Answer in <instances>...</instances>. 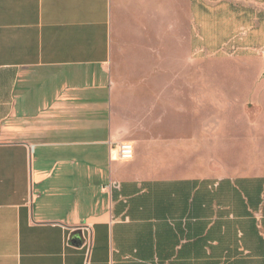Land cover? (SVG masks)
<instances>
[{"label": "crops", "instance_id": "1", "mask_svg": "<svg viewBox=\"0 0 264 264\" xmlns=\"http://www.w3.org/2000/svg\"><path fill=\"white\" fill-rule=\"evenodd\" d=\"M257 4L240 41L233 15L209 41L257 46L264 70ZM204 39L192 31L193 54ZM112 52V0H0V264H264V77L249 171L152 177L117 157ZM98 101L107 124L89 120Z\"/></svg>", "mask_w": 264, "mask_h": 264}, {"label": "rangeland", "instance_id": "2", "mask_svg": "<svg viewBox=\"0 0 264 264\" xmlns=\"http://www.w3.org/2000/svg\"><path fill=\"white\" fill-rule=\"evenodd\" d=\"M257 8V0H112V92L128 127L125 140L135 146L132 161L139 173L249 171L257 151L250 142L256 141L257 83L264 77L257 60L263 54L254 46L246 59L244 51L220 45L221 36L211 42L209 36L226 32L233 15L237 21L229 32L240 41L246 31L242 25L256 24ZM195 30L205 38L197 54L190 44ZM218 45L223 50L213 54ZM184 77L199 78L200 84L182 85ZM193 87L199 89L195 94L188 92ZM89 107L90 121L110 119L109 101ZM94 145L89 143L90 150Z\"/></svg>", "mask_w": 264, "mask_h": 264}, {"label": "built area", "instance_id": "3", "mask_svg": "<svg viewBox=\"0 0 264 264\" xmlns=\"http://www.w3.org/2000/svg\"><path fill=\"white\" fill-rule=\"evenodd\" d=\"M117 157L121 160H130L134 157L135 148L129 141H122L116 144Z\"/></svg>", "mask_w": 264, "mask_h": 264}, {"label": "water", "instance_id": "4", "mask_svg": "<svg viewBox=\"0 0 264 264\" xmlns=\"http://www.w3.org/2000/svg\"><path fill=\"white\" fill-rule=\"evenodd\" d=\"M73 242L76 243V244H81V243H82V239H81L79 236H76V237L73 239Z\"/></svg>", "mask_w": 264, "mask_h": 264}]
</instances>
